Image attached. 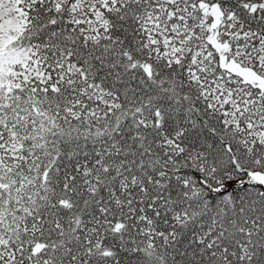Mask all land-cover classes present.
Listing matches in <instances>:
<instances>
[{"label":"snow or ice","instance_id":"obj_1","mask_svg":"<svg viewBox=\"0 0 264 264\" xmlns=\"http://www.w3.org/2000/svg\"><path fill=\"white\" fill-rule=\"evenodd\" d=\"M0 264H264V0H0Z\"/></svg>","mask_w":264,"mask_h":264}]
</instances>
